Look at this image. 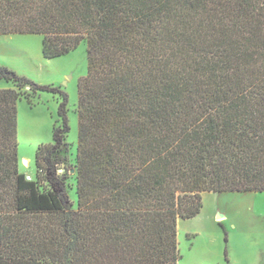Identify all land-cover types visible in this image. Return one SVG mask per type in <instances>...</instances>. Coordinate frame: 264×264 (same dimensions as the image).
Listing matches in <instances>:
<instances>
[{"label":"trees","instance_id":"obj_1","mask_svg":"<svg viewBox=\"0 0 264 264\" xmlns=\"http://www.w3.org/2000/svg\"><path fill=\"white\" fill-rule=\"evenodd\" d=\"M45 59L83 42L77 209L53 157L69 96L0 66V264H178L203 194L264 192V0H0V36ZM60 95L53 145L20 169L24 89Z\"/></svg>","mask_w":264,"mask_h":264},{"label":"rangeland","instance_id":"obj_2","mask_svg":"<svg viewBox=\"0 0 264 264\" xmlns=\"http://www.w3.org/2000/svg\"><path fill=\"white\" fill-rule=\"evenodd\" d=\"M0 66L8 67L40 86H52L69 96L70 125L65 146L54 157L58 178L77 209L78 83L88 72L87 45L83 42L71 53L45 59L39 35L0 36ZM15 89L0 81V90ZM29 94L18 102V152L20 169L36 181V153L41 145H53L59 125L60 95L49 92ZM29 161L28 165L22 159ZM41 190H50L47 181L38 180ZM178 264H264V192L203 194L201 213L179 220Z\"/></svg>","mask_w":264,"mask_h":264},{"label":"bare ground","instance_id":"obj_3","mask_svg":"<svg viewBox=\"0 0 264 264\" xmlns=\"http://www.w3.org/2000/svg\"><path fill=\"white\" fill-rule=\"evenodd\" d=\"M23 160V163L25 164V165H28V163H29V161L28 160H26L25 158L24 159H22Z\"/></svg>","mask_w":264,"mask_h":264},{"label":"built area","instance_id":"obj_4","mask_svg":"<svg viewBox=\"0 0 264 264\" xmlns=\"http://www.w3.org/2000/svg\"><path fill=\"white\" fill-rule=\"evenodd\" d=\"M27 180H28V181H32V177H31V176H28V177H27Z\"/></svg>","mask_w":264,"mask_h":264}]
</instances>
